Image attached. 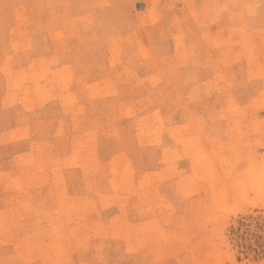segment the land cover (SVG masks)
<instances>
[{
  "label": "rangeland",
  "instance_id": "374dc122",
  "mask_svg": "<svg viewBox=\"0 0 264 264\" xmlns=\"http://www.w3.org/2000/svg\"><path fill=\"white\" fill-rule=\"evenodd\" d=\"M0 264H264V0H0Z\"/></svg>",
  "mask_w": 264,
  "mask_h": 264
}]
</instances>
